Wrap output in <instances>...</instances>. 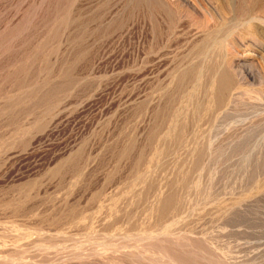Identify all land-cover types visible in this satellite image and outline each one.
<instances>
[{
	"label": "rangeland",
	"instance_id": "374dc122",
	"mask_svg": "<svg viewBox=\"0 0 264 264\" xmlns=\"http://www.w3.org/2000/svg\"><path fill=\"white\" fill-rule=\"evenodd\" d=\"M0 264H264V0H0Z\"/></svg>",
	"mask_w": 264,
	"mask_h": 264
},
{
	"label": "bare ground",
	"instance_id": "6f19581e",
	"mask_svg": "<svg viewBox=\"0 0 264 264\" xmlns=\"http://www.w3.org/2000/svg\"><path fill=\"white\" fill-rule=\"evenodd\" d=\"M217 75H218V74H217ZM223 75H224V74H222V76H223ZM223 77H225V75H224ZM223 77H221V78H223ZM219 80H220V79H219ZM223 80H224V79H223ZM223 80H221L220 82H222ZM224 82H225V81H224ZM222 84H223V83H222ZM220 85H221V83H220ZM223 86H224V85H222V87H221V86H220V87H221V88H224L225 86H224V87H223ZM220 87H219V88H220ZM220 93H221V92H220ZM197 113H198V112H197Z\"/></svg>",
	"mask_w": 264,
	"mask_h": 264
}]
</instances>
